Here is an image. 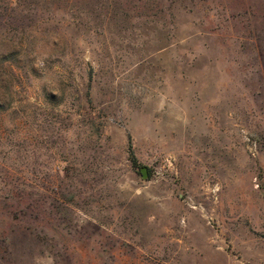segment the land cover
<instances>
[{
    "label": "rangeland",
    "instance_id": "obj_1",
    "mask_svg": "<svg viewBox=\"0 0 264 264\" xmlns=\"http://www.w3.org/2000/svg\"><path fill=\"white\" fill-rule=\"evenodd\" d=\"M0 264H264V0H0Z\"/></svg>",
    "mask_w": 264,
    "mask_h": 264
},
{
    "label": "trees",
    "instance_id": "obj_2",
    "mask_svg": "<svg viewBox=\"0 0 264 264\" xmlns=\"http://www.w3.org/2000/svg\"><path fill=\"white\" fill-rule=\"evenodd\" d=\"M127 151H128V158L131 161L132 165L134 166L138 165L137 157L135 155V152L133 150V147L130 141L127 146Z\"/></svg>",
    "mask_w": 264,
    "mask_h": 264
},
{
    "label": "water",
    "instance_id": "obj_3",
    "mask_svg": "<svg viewBox=\"0 0 264 264\" xmlns=\"http://www.w3.org/2000/svg\"><path fill=\"white\" fill-rule=\"evenodd\" d=\"M140 171H141V175L143 177H146L148 175V167H147V165H142L140 167Z\"/></svg>",
    "mask_w": 264,
    "mask_h": 264
}]
</instances>
